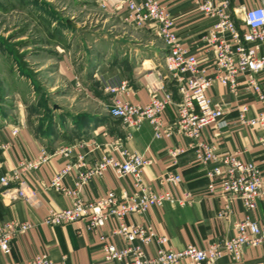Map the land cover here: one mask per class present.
I'll list each match as a JSON object with an SVG mask.
<instances>
[{"label": "built area", "instance_id": "2783aa9c", "mask_svg": "<svg viewBox=\"0 0 264 264\" xmlns=\"http://www.w3.org/2000/svg\"><path fill=\"white\" fill-rule=\"evenodd\" d=\"M101 1L103 7L109 0ZM125 4L126 19L134 27L155 25L167 49L163 64L174 81L178 98L175 100L173 93L163 86L149 85V101L145 105L135 104L128 99L132 89L127 78L118 74L97 75L99 88L109 100V114L126 128L138 129L147 122L156 138L169 136L173 129L188 138L190 142L186 146L170 148L168 154L175 159L186 150H192L198 162L212 164L206 171L211 180L208 189L227 195L218 217L227 215L233 199L241 202L244 216L235 222L233 235L207 247L187 244L178 249L169 247L168 236L157 233L151 226L128 221L132 215L151 207L188 203L190 195L179 196L174 190L156 191L143 178V168L151 159L143 153L129 151L125 144L128 136H125L110 141L108 152L93 165H87L85 155L78 154L51 175L48 186L62 193L69 203L60 210L49 209L42 221L50 226L81 223L84 230L96 234L102 242V264H216L223 256L239 262L244 249L264 244V207L260 217L253 216L264 194V164L243 159L238 150L217 153L216 142L204 139L202 134L211 125L220 132L229 125L225 119L228 111L225 100L213 93L215 83L235 99L233 108L239 126L264 131V0H193L197 13L211 20L201 37L199 56L181 43L165 1L125 0ZM76 86H80L79 81ZM247 99L257 104L253 115ZM172 104L176 111L175 123L166 126L163 113ZM7 121L2 119V125H10ZM19 130V125L10 126L11 137H16ZM260 140L264 143V136ZM9 144L0 141V151L6 150ZM73 146L85 144L75 142ZM92 146L99 147L96 143ZM60 152L68 154L70 149L61 148ZM51 156L45 146H41L36 157L23 158L12 170L0 174V195L7 201H31L35 190L26 176L45 165ZM108 170L118 178L129 179V189L119 195L109 190L93 199L82 198L83 186ZM72 175L74 183L70 186L65 180ZM163 179L171 185L181 181L179 175L171 173ZM111 219L115 223L105 234L103 227ZM32 226L14 219L0 222V250L8 254L12 239ZM110 237L121 239L122 246L111 243ZM149 246L153 251L148 254ZM28 264H52V260L47 252H40Z\"/></svg>", "mask_w": 264, "mask_h": 264}, {"label": "crops", "instance_id": "0c3cea01", "mask_svg": "<svg viewBox=\"0 0 264 264\" xmlns=\"http://www.w3.org/2000/svg\"><path fill=\"white\" fill-rule=\"evenodd\" d=\"M160 1L168 4L181 43L199 56L202 53L201 37L211 20L197 13L193 0ZM96 2L100 6L101 3ZM103 9L116 23L134 27L126 19L128 11L125 0H109ZM134 29L138 34L135 37L115 35L103 40L98 38L87 46V50L84 47L71 50L70 46L66 48L63 45L61 48L58 44L57 72L74 92L86 95L80 101L72 97L69 107L59 105L51 113L35 114L33 117L27 110L24 88L20 90L16 83L12 84V96L8 97L11 99L9 110L0 113V141L10 142L6 150L0 151V174L12 170L23 158L36 157L41 146H45L52 156L45 165L26 176L35 190V197L31 201H7L0 195V222L14 219L33 225L12 239L8 254L0 250V264H28L40 252H47L52 264L103 263L102 242L96 234L84 230L81 223L60 226L43 223L49 209L60 210L69 203L62 193L48 186L49 179L78 154L85 155L87 165H93L108 152L107 144L110 141L125 136H128L125 144L129 151L143 153L151 159V163L143 168V178L156 191L174 190L179 196L190 195L188 203H165L161 207H151L143 213L132 215L128 221L147 224L157 233L168 236V245L174 249L187 244L207 247L235 233V222L243 218L244 209L239 200L233 199L227 215L218 217V212L227 202V195L217 189H208L211 180L206 176V171L212 164L198 162L192 150H186L175 159L168 154L170 148L186 146L190 142L188 138L180 136L174 129L169 136L156 138L147 122L138 129L126 128L109 114V100L99 88L97 75L118 74L127 78L132 89L128 99L135 104L145 105L149 101V85L163 86L173 93L175 100L178 98L174 81L163 64L167 49L159 39L155 25ZM76 81H79V87ZM213 93L224 98L228 110L225 119L229 125L221 132L211 125L203 131L202 137L216 142L217 153L238 150L243 159L263 165L264 143L260 139L264 131L239 126L233 108L235 99L217 83L213 86ZM246 101L250 103V114L253 115L257 104L250 99ZM175 117V106L169 105L163 113L164 125L173 126ZM2 119H7L10 125H2ZM15 125L20 127L19 134L11 137L10 126ZM75 142H83L85 146H73ZM94 143L99 147L94 149ZM61 148H68L70 152L63 154ZM168 173L179 175L181 181L175 185L165 182L163 177ZM65 183L73 185L74 176L67 177ZM129 185V179L118 178L108 170L101 177L86 183L81 197L93 199L109 190L119 195L122 190L127 191ZM263 207L264 194L253 216L260 217ZM114 223L111 219L103 227V232L108 234ZM109 241L117 247L122 246L121 239L117 237H110ZM146 251L151 253L153 247H147ZM216 264H264V244L244 249L239 262L223 256Z\"/></svg>", "mask_w": 264, "mask_h": 264}, {"label": "rangeland", "instance_id": "374dc122", "mask_svg": "<svg viewBox=\"0 0 264 264\" xmlns=\"http://www.w3.org/2000/svg\"><path fill=\"white\" fill-rule=\"evenodd\" d=\"M115 35L138 34L116 23L96 0H0V113L9 110L13 83L24 88L33 117L86 97L57 72L58 44L87 50L93 40Z\"/></svg>", "mask_w": 264, "mask_h": 264}, {"label": "water", "instance_id": "95a60500", "mask_svg": "<svg viewBox=\"0 0 264 264\" xmlns=\"http://www.w3.org/2000/svg\"><path fill=\"white\" fill-rule=\"evenodd\" d=\"M69 23V22H68Z\"/></svg>", "mask_w": 264, "mask_h": 264}]
</instances>
